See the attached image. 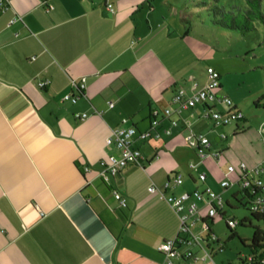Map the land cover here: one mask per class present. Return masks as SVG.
Here are the masks:
<instances>
[{
	"label": "crops",
	"instance_id": "obj_1",
	"mask_svg": "<svg viewBox=\"0 0 264 264\" xmlns=\"http://www.w3.org/2000/svg\"><path fill=\"white\" fill-rule=\"evenodd\" d=\"M167 1L169 22L147 0H0L7 6L0 12V264H163L158 246L177 236L182 212L149 186L163 189L179 174L182 184L168 195L210 188L221 198L222 216L230 203L220 189L236 188L232 195L240 199V164L250 171L264 161V121L248 130L239 122L217 127L197 105L173 115L175 126L160 117L150 127L151 112L169 107L175 90L194 78L179 81L189 50L171 34L169 23L181 30L183 14ZM81 78L82 94L72 87ZM69 93L78 95L74 102L63 99ZM124 118L150 136L133 138L139 163L105 181L101 160L120 156L105 141ZM189 129L208 139L215 156L200 159L186 145ZM246 178L264 189V173ZM197 208L191 230L215 218L203 202Z\"/></svg>",
	"mask_w": 264,
	"mask_h": 264
},
{
	"label": "rangeland",
	"instance_id": "obj_2",
	"mask_svg": "<svg viewBox=\"0 0 264 264\" xmlns=\"http://www.w3.org/2000/svg\"><path fill=\"white\" fill-rule=\"evenodd\" d=\"M147 1L158 6L165 20L168 22L171 20L169 7L165 5L164 0ZM195 2L205 4L202 6V10L191 11L193 14L188 16L192 22L191 25L182 21L179 24L181 27L179 30L169 23L171 34L174 33L177 43L189 50V57L183 58L179 81L181 83L189 82V78L193 76L197 83L203 84L208 78L206 70L212 68L220 76L219 82L222 87L220 94L229 98L243 115V119L238 121L240 129H245L247 126L255 128L264 121L263 27L255 24L254 30L242 34L239 31L228 30L213 23L211 10L213 7L236 11L238 7L245 5V0L186 1L191 9ZM167 3L177 6L173 0H168ZM179 4L183 6L184 3L180 0ZM185 28H187V32ZM189 83L191 84V82ZM246 129L248 130V128ZM228 140H230V136ZM235 189L233 187L226 191L220 189L222 199L228 200L230 206L224 202L225 214L223 216L217 214L212 223L208 222L212 233L219 239V244L223 246V250L215 249L214 261L216 264H250L251 256L264 254V250L258 252L248 247L253 228H262V222L252 218L250 211L233 198L232 193ZM239 198L244 203L247 201L242 192L239 194ZM244 217L250 219L251 225L248 223L245 226L238 225L234 230L227 228L228 219L240 222ZM233 231L236 235L232 237ZM191 232L199 239L206 240L207 231L199 222L192 227Z\"/></svg>",
	"mask_w": 264,
	"mask_h": 264
},
{
	"label": "built area",
	"instance_id": "obj_3",
	"mask_svg": "<svg viewBox=\"0 0 264 264\" xmlns=\"http://www.w3.org/2000/svg\"><path fill=\"white\" fill-rule=\"evenodd\" d=\"M46 0H41L44 4ZM7 6L4 2H0V12H3ZM52 7L49 6V9ZM106 8L113 12L112 4H106ZM14 19L11 23L16 22ZM207 81L203 84H199L194 78L190 79V86L188 88L179 87L175 90L173 97L171 99V105L162 112L159 110H153L151 112V129H156L159 126L160 117L169 120L171 126H175L177 121L172 119V116L178 114L182 107L193 108L197 105L205 106L208 111L206 116L209 117L217 127L229 126L243 119V115L240 111L234 108L233 102L226 96H222L218 93L220 86V76L212 68L206 70ZM85 78H81L79 82H72V87L79 91L81 94L85 89ZM45 83H41L40 86L43 87ZM78 95L72 93L66 94L64 100L74 102ZM210 104H223L228 110L226 112H220L211 108ZM109 107H112L111 102L108 103ZM76 118H85L86 114H76ZM163 132L166 135L171 134L170 128H165ZM137 136L141 140H146L149 138L150 133L148 132H138L130 119H122L120 124L112 130L111 134L107 137L105 143L108 146H113L120 151V156L117 158L115 156L109 155L101 160V170L98 172V176L103 180L107 181L109 176H116L120 171L128 165L138 164L141 158L138 149L132 147L133 138ZM155 137H159L156 134ZM221 139H226V135L222 133L220 135ZM186 145L193 149L200 159H204L208 156L214 155L210 152V142L208 139L199 133H194L190 129L184 137ZM264 145V142H263ZM240 169L243 172V185L242 188L249 187L250 182L257 188H261L262 181L254 180L250 181L246 178V173H253L255 175H261L264 173V161L252 170H247L246 166L242 163L240 164ZM234 168L232 166L228 167V171L232 172ZM201 181L205 180V175L201 174L199 176ZM182 176L176 174L171 180L167 181L163 189L155 187L153 184L149 186L148 191L151 194L156 195L160 200L165 201L176 213L182 212L178 215L179 219V230L178 234H186L187 237L183 238L177 234L176 237L172 239L164 240L158 246V251L164 257L163 264H177L180 262L183 264H216L214 261L215 249H219V243L217 242V237L214 234H207L206 240L199 239L197 236L193 235L191 232V224L189 220L198 212L197 202H203L208 206V216L209 218L215 217L217 214L221 213L222 201L220 196L215 194L210 188H206L203 191H194L192 194H181L178 197L168 195L166 192L175 186L182 184ZM222 188H228L230 182L228 180L222 181ZM262 189V188H261ZM115 200L118 201L121 207L126 205V200L116 191L113 192ZM193 198L194 202L185 206V202ZM251 209L264 208V192L257 194L253 201H251ZM230 227H234V222H228ZM206 229V227L204 226ZM207 231V229H206ZM194 248H198V252L194 251Z\"/></svg>",
	"mask_w": 264,
	"mask_h": 264
},
{
	"label": "trees",
	"instance_id": "obj_4",
	"mask_svg": "<svg viewBox=\"0 0 264 264\" xmlns=\"http://www.w3.org/2000/svg\"><path fill=\"white\" fill-rule=\"evenodd\" d=\"M177 6L176 8L180 13L183 14V21L191 25V21L188 19V16H191L193 11L202 10L203 5L205 3L203 2H195L192 9L188 6V3H186L187 0H181L184 4L180 3V0H173ZM179 2V3H178ZM210 11V9H207ZM212 15H213V23L216 26L223 27L228 30H234L239 31L240 33H248L255 29V24H259L263 27V42H264V0H245V5L238 7L236 11L232 10H225L223 8H219L217 6L213 7L212 9ZM264 72V67H263ZM263 191L261 188H257L250 182L249 187L244 188L242 190L243 196L247 199V201L244 203L242 200L238 199L237 196H234L233 198L238 201L243 207L248 209L250 211V216L254 218L257 221L262 222V228L254 227L253 233L250 238V244H248V247L250 249H253L254 251H261L264 250V208H256L251 209V201L254 200L255 196L257 194H260ZM228 206H230L227 203ZM221 215V213H219ZM212 219H209L208 222L211 223ZM233 220H227L226 226L230 230H234L238 225L239 226H245L246 223L251 225L250 219L248 217H244L242 221L240 222H234V227H230L228 222ZM205 220L201 221V225L205 226L207 229V234H211V227L209 223ZM236 233L233 231L231 236H235ZM243 243L244 240H242ZM250 264H264V254H260L257 256H251L249 258Z\"/></svg>",
	"mask_w": 264,
	"mask_h": 264
}]
</instances>
